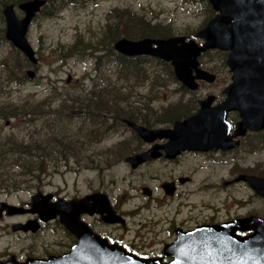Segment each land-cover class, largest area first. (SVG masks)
<instances>
[{"label": "rangeland", "instance_id": "obj_1", "mask_svg": "<svg viewBox=\"0 0 264 264\" xmlns=\"http://www.w3.org/2000/svg\"><path fill=\"white\" fill-rule=\"evenodd\" d=\"M1 1L0 32L1 27L4 28L5 25ZM115 9L120 11L115 12ZM127 9L169 30L163 37H193L197 30L201 29L214 13H217L207 0H48L34 17L26 33L27 40L38 58L36 65L28 60L24 61L25 57L8 40L0 36V106L9 108L13 105L30 104L33 107L37 103H43L45 107H55L58 99L54 91L72 99L78 93L81 94V89L87 91L86 89L93 87L94 82H98V85L103 86L102 89L110 90L113 89L112 86L117 87L120 91L116 98L120 102L119 106L127 107V102H132L129 106L140 111L139 117L144 120V111L133 101L146 100L148 103L151 101L156 107L165 100L184 99L187 103L192 98L200 99L208 92L218 95L220 90L229 84L231 72L225 63L226 52L217 49H207L198 56L199 64L216 74L215 81L201 82L197 90H184L180 94L174 90L181 84L175 79L172 67L166 61L150 57L146 62L127 61L128 64H123V67L120 64H105L106 52L101 50L104 49L102 43L104 26L116 17L127 20L123 12ZM15 11L19 17L22 15L16 7ZM78 37L82 38L84 43H92L93 47L64 58L63 51H60L61 45L67 47ZM196 40L197 43L203 42L200 37ZM113 51L117 53L114 49ZM97 55L102 63L98 68L95 66ZM55 57L57 59L54 61ZM27 69L35 71L33 78H28ZM17 77L20 83H17ZM107 79L111 80V83L106 85ZM44 113H34L30 117H2L0 114V158L8 169L6 174H1L0 170V202L21 209L23 205L30 203V197L36 191L54 193L56 197L63 199L81 197L95 191L106 193L112 199L118 197L122 201L121 195L125 192L139 195L137 198L124 200L122 207L127 210H131L135 204L143 201L137 189L141 181H146V175L154 172L155 167H137L132 172L140 177L130 179L131 168L124 162V158L132 152L136 139L132 138L128 127L118 123V120L111 119L112 113L108 112L103 116L100 111L99 122L104 126L113 124V128L107 130L102 140L88 143L86 139L96 137L87 136L88 131L95 127L91 121L95 119L91 115L94 111L73 105L63 110L56 120ZM85 116L86 120L83 119ZM148 117L145 120L151 122V125L157 122L153 120L154 114ZM101 127L99 124V137L102 132ZM69 133H76L84 138L68 140ZM64 135L67 137H63ZM263 137L264 134L261 138ZM22 141L24 143L37 141L38 148L35 149V155L40 163L44 164L43 168H40L39 162H32L31 168H34V174L23 180L18 167L26 164V159L29 157L21 153V149L15 144ZM60 141L61 144L57 145ZM263 141L253 139L251 149L241 146L230 157L223 156L226 159L213 156L218 160L217 162L211 161L212 157H183L181 163L184 166L190 165L193 169H197L193 182L185 189L199 188L198 194L193 199L191 197L185 199L183 215H198L199 220H202L205 216L224 219L229 215L234 216L239 212L240 215L248 209L258 207L264 212V199L250 200V192L245 187L225 188L218 184L219 179L222 180L224 177L220 173H227L225 178L228 176L230 162L243 165L234 173L245 170L261 173L264 177ZM67 142L81 148L79 157L65 158L62 144ZM41 169L43 170L40 171ZM157 171L160 173V170ZM128 179L132 184L128 183ZM13 180L20 184L18 188L11 189L9 185L4 186ZM211 183L213 185L210 188ZM241 199L249 200L245 210L237 206V202ZM159 211L157 210L158 215L161 213ZM12 219L15 220L17 217L0 218V254L6 250L17 252L23 244L25 247L32 246L39 250L63 249L62 243L67 239L61 230L52 232L50 229H45L35 235L28 234L26 238L25 235L13 233L10 229L4 230ZM132 221L131 218L128 219L129 230L126 238L134 240L135 245H146L147 247L141 249L143 251H156L163 241L171 238L165 225L157 222L158 218L148 223L142 219H138L137 224L136 222L132 224Z\"/></svg>", "mask_w": 264, "mask_h": 264}, {"label": "water", "instance_id": "obj_2", "mask_svg": "<svg viewBox=\"0 0 264 264\" xmlns=\"http://www.w3.org/2000/svg\"><path fill=\"white\" fill-rule=\"evenodd\" d=\"M208 1L218 10V14L195 34L204 39L202 45L187 36L144 37L137 40L122 37L113 43V48L122 54H148L169 61L175 77L189 89L197 87L196 78L209 82L215 78L213 73L198 67L197 57L200 52L209 48L227 50L225 62L232 74L222 101L211 106L214 96L200 100L199 109L195 113L174 122L172 128L167 129L152 130L125 120L145 141L155 137L167 138L162 148L169 157L173 156L172 151L185 149L216 150L235 147L237 141L227 144L232 138L228 136L231 126L226 121L230 110H237L241 116V120L236 123L237 130L239 126L251 129L264 127V0ZM44 3L45 0L19 3L18 8L23 11L20 18L11 4L6 5L2 11L5 38L32 63H36L37 59L25 35L31 18ZM27 75L31 78L33 71L28 70ZM147 153L142 152L127 157L126 160L136 166L151 158ZM241 179L248 181L256 192L264 196V178L244 175ZM95 195L55 203L48 202L50 194L33 195L30 210L37 212L43 221L58 214L60 221L77 236L78 241L67 254L49 256L45 260L29 259L22 264H264V218L257 216L201 225L185 232L177 230L176 238L164 247L163 254L171 256L168 262H162L160 258H138L104 240L99 239L97 242V236L79 220L81 211L93 213L96 201L88 208L87 203L90 198L96 200ZM103 210L107 212L106 221L117 218L108 208L100 211ZM249 220H252L251 225L247 224ZM237 229H252L253 232L239 236L235 233ZM0 264L16 263L8 260Z\"/></svg>", "mask_w": 264, "mask_h": 264}, {"label": "flooded vegetation", "instance_id": "obj_3", "mask_svg": "<svg viewBox=\"0 0 264 264\" xmlns=\"http://www.w3.org/2000/svg\"><path fill=\"white\" fill-rule=\"evenodd\" d=\"M201 82V81H200ZM174 91L178 92L179 94L181 92H184V86L180 85L178 89H175ZM188 91V90H187ZM214 94L212 92L206 93V95L202 96L200 99L205 98L208 95ZM216 97L215 102H218L221 100L224 96L223 89L220 90L221 96H218L217 94H214ZM198 101L199 99L192 98L190 101L186 103L184 99H177L173 101H167L165 100L164 103L160 104L158 107L153 106L151 101L148 103V101L143 100H136L133 103H136L138 108L142 109L144 111V120L141 119L139 116L140 111H136L135 109H132L129 107L130 103L127 105L126 108H124V112H127L129 116V111L133 117H130L132 120L138 122L139 124L145 126L148 129H158L163 128L167 129L170 128L175 121L183 120L187 118L189 115L195 112V110L198 108ZM150 114H154L155 117L153 120H157L156 123L151 125V122L146 121L145 119H148ZM116 116L118 117L116 119ZM125 117H120V114L116 111H114V114L111 116V119H114V121L118 120L117 122L120 124H124L122 119ZM137 119H140L137 121ZM241 120V116L239 115V112L237 110H231L228 112V115L226 117V121L230 124V134L232 135V132L234 131L235 137L234 139L239 140V147L241 146H247V148L251 149V144L253 139L261 141V136L264 134V128H259L256 131H253L249 127H241L239 126L237 130L235 128L236 123H238ZM161 123V124H159ZM156 124H159L156 126ZM245 129V131L243 130ZM243 130V134H241V131ZM237 135V136H236ZM133 138H135V146L132 148V152L130 153V156L138 155L142 152H148L147 155H151L150 159H147L145 162L139 164L137 167H143L147 166V168H150L151 166L155 167L154 172H152L149 175H146V181L142 182L139 185V189L137 191L140 192V197L143 199V201L140 204H135L131 210L124 209L122 206L125 203L124 200L126 199H134L137 198L139 195H136L134 193L125 192L121 195L122 200H119L117 197L116 199H112L108 197L106 193H103L101 191H95L99 194L105 195L106 198L100 197L97 200V203L94 207V212L92 214H89L88 212H80L79 218L80 220L86 222L90 228V230L97 236L98 241L104 240L109 245H112L117 248H121L125 251H128L129 253H134L139 257L148 258V257H160L162 260H167L169 257L163 256V247L170 243L175 236V232L178 229L181 230H189L192 229L200 224H212L217 223L221 221H226L238 217H248L250 215H257L259 217L264 216V212L262 208H255V209H248L243 214L238 215L239 213H235L236 215H229L224 219H217L215 217H207L205 216L202 220H199L198 215H192L187 214L184 216L183 210H184V201L186 198L191 197L193 199L196 194L199 192V188L187 190L185 187L190 185L194 180V173L197 171V169H193L192 166H184L182 162L183 157L189 156V157H195V156H202L203 158H211L213 162H217L218 160L214 157H220L221 159L223 156L230 157L231 154L235 153V151L239 148H229L226 150H217V151H203V150H180L179 152L172 151L173 156L169 157L166 154V151L164 148H162V145L166 143L168 140L165 137H155L151 140L143 141L141 137L137 136L136 134H132ZM214 156V157H213ZM228 176L225 178L227 173H220L223 174L224 177H222V180L219 179L218 184L222 185L223 187L227 188V186H243L247 190L249 188L248 184L243 181H236V178L238 175H240L243 172L234 173L236 169L240 168L243 165H237L234 163L228 164ZM187 167V168H185ZM247 167V166H244ZM133 169H131L129 176L130 179L140 177L137 175V173L132 172ZM157 170H160V173H158ZM157 172V173H155ZM218 174V175H220ZM261 174V173H260ZM128 179V183L132 184L131 180ZM213 183L209 186L212 187ZM131 189H134L132 186ZM136 191V190H134ZM250 192V200L252 198H260L258 194H256L252 189L248 190ZM88 195V194H86ZM85 195V196H86ZM84 197V196H81ZM81 197H72L70 199H78ZM60 199V197H56L54 193H51V200H49V203L54 202L55 200ZM63 199V198H62ZM107 199V201H106ZM51 201V202H50ZM249 200L247 199H241L237 202V206L239 208L246 209V206L248 204ZM107 203V205H105ZM91 201L87 204V208L90 206ZM104 204V205H103ZM24 211L22 213L20 212H14L9 211L7 207H4L2 210V213L0 215V218L2 217H9L14 218L17 217L15 220H10V223L4 228V230L8 231L10 229L13 233H17L19 235H25L26 238H28V234L35 235L36 233H40L41 231L45 229H50L52 232H56L58 229L63 232V234L66 236V241L63 244V249L56 250V249H47L44 248L42 250L36 249L32 246L25 247L23 244L21 247L18 248L17 252L8 251L6 250L4 253L0 254V262H4L6 260H12L13 262H25L29 259H42L45 260L49 258V256H59L63 255L65 253H68L71 251L72 246L74 243L78 241L77 236L72 233L70 230H66L63 225L60 223V218L58 215H55L54 217L49 218L47 221H43L39 214L32 212L30 209V203L23 205ZM104 208H108L109 212H112L117 215L116 219L106 221V211H100ZM192 208V207H190ZM99 209V210H98ZM152 209L154 211H152ZM157 210H160V215L157 214ZM191 210V209H190ZM11 212V213H10ZM143 212V213H142ZM147 216V217H146ZM131 218L132 224H137L138 219L146 220V222H152L155 218H158L157 222H161L165 225V228L169 231L171 238L169 240L163 241L160 248L156 251H143L141 250L144 247H147L144 244H137L135 245L134 240H128L126 238L129 230V226L127 225L128 219ZM135 218L137 220L135 221ZM147 218H152L151 220ZM29 220H35V230L34 228H23L21 227L18 230L13 231L11 228V225L13 223H22L26 221L28 224ZM141 224V222H139ZM61 225V227H59ZM10 227V228H9ZM24 229V230H23ZM251 233V230L248 232H242L240 231L239 234H249ZM23 240V239H22ZM99 244V243H98Z\"/></svg>", "mask_w": 264, "mask_h": 264}, {"label": "trees", "instance_id": "obj_4", "mask_svg": "<svg viewBox=\"0 0 264 264\" xmlns=\"http://www.w3.org/2000/svg\"><path fill=\"white\" fill-rule=\"evenodd\" d=\"M20 0H3L2 3L6 2H18ZM115 12L120 11L119 9H115ZM123 11V10H121ZM124 15L127 20H123L122 18L115 20H110L106 23L104 26L103 30V41L102 43L104 44L103 48L101 49L102 51L104 50L106 53L104 54L105 56V64L111 63V64H120L121 67H123V64L127 65V61H132V60H138V62L141 61H148L150 57L147 56H139V57H134V58H128L125 57L119 53H114L111 44L118 38L120 37H127V38H132V39H137L141 36H150V37H163L164 35H167V32L169 30H166L161 24L159 23H151L149 19H146L143 15H138L135 14V12L130 11L129 9L123 11ZM4 28L1 27V32L0 36L3 38V32ZM82 38L78 37L75 38L73 43L68 45L67 47L61 45L60 51H63L64 53V58L72 55V54H79L81 52H85L87 49L92 48L93 44L92 43H84ZM98 43V42H97ZM108 55V56H107ZM57 58V57H56ZM26 61V59L24 60ZM98 65H102V63L99 61V55L96 56L95 59V66L98 68ZM107 82L105 83L107 85L111 83V80L107 79ZM17 83H20V79L17 77ZM93 87L85 92L83 89H81L82 94H77L74 97L71 98H66V97H60V94L58 92L54 93L55 96H57L58 99V104L56 108L54 107H45L43 103H37L33 107L30 104H22V105H13L12 107H7L6 106H0V114L2 117H7V116H13V117H30L31 114L34 113H40V112H45L44 114L52 117L53 120H56L63 112L65 109H69L73 105H79L86 110L89 111H94L91 115L94 116V120H91L93 124L95 125L94 128H91L87 136H93L95 135L96 137L93 139H86L88 143L99 141L105 137V134L108 130L107 126H104L102 122H99V112L103 111L105 113L109 112L110 110H118L123 114L124 116H128L127 112H124V108L126 107H120L119 103H116L115 97L116 94L119 92L118 89L113 88V89H99V85L97 84L98 82H94ZM44 100H42L43 102ZM133 111V110H130ZM129 111V116L128 117H133ZM65 114V113H64ZM85 117H83L84 120ZM99 124H101L102 132L99 137ZM86 128V126L84 127ZM68 134V133H67ZM63 137H67V135H64ZM8 138V137H7ZM6 138V140H7ZM84 138L81 135H77L76 133L68 135V140H80ZM261 139H264L261 138ZM85 141V140H84ZM83 141V144H84ZM263 141V140H261ZM62 141L58 142L57 145L61 144ZM264 142V141H263ZM19 148L21 149V153L27 154L29 159H26V164L21 165V167H18L20 169L19 173L20 175H25L28 173V175H33L34 173V168H31L32 162H39L40 168H43L44 164L42 165L39 161V158L35 155V149L38 148V143L37 141H31V142H16L15 143ZM62 147L64 148V156L67 158L68 156H72L74 158L79 157L81 153V148H77L76 144H72L70 142L63 143ZM3 159L0 158V170L1 174H6L8 172V169L5 168L6 163H2ZM67 162V161H66ZM41 169L40 171H42ZM24 177V176H23ZM4 178V183H5V176L3 175ZM11 186V188H17L18 187V181H10L9 184H4V186Z\"/></svg>", "mask_w": 264, "mask_h": 264}]
</instances>
